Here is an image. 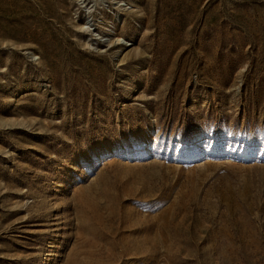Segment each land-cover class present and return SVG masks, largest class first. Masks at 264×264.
<instances>
[{
    "label": "rangeland",
    "instance_id": "rangeland-1",
    "mask_svg": "<svg viewBox=\"0 0 264 264\" xmlns=\"http://www.w3.org/2000/svg\"><path fill=\"white\" fill-rule=\"evenodd\" d=\"M0 264H264V0H0Z\"/></svg>",
    "mask_w": 264,
    "mask_h": 264
}]
</instances>
